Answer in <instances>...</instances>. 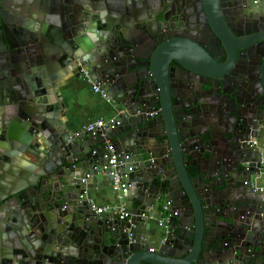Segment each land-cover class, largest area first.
<instances>
[{
    "label": "water",
    "instance_id": "water-1",
    "mask_svg": "<svg viewBox=\"0 0 264 264\" xmlns=\"http://www.w3.org/2000/svg\"><path fill=\"white\" fill-rule=\"evenodd\" d=\"M217 1L200 0L203 11L246 7ZM17 2L0 0V264H264L263 154L249 143L264 134V119L248 124L230 95L236 124L220 138L214 108L204 122L202 107L178 108L177 86L165 93L168 63L199 72L146 20L121 28L94 6L78 34L69 2L67 26L40 24L37 14L25 22L6 10ZM94 22L104 30L95 33ZM238 37L240 49L251 46ZM77 83L99 85L116 128L69 125ZM110 145L129 156L117 172L127 193L113 190ZM101 192L134 218L97 213Z\"/></svg>",
    "mask_w": 264,
    "mask_h": 264
},
{
    "label": "flooded vegetation",
    "instance_id": "flooded-vegetation-1",
    "mask_svg": "<svg viewBox=\"0 0 264 264\" xmlns=\"http://www.w3.org/2000/svg\"><path fill=\"white\" fill-rule=\"evenodd\" d=\"M14 1L22 3L16 5L13 11L6 7L7 12L27 17L25 22H34L36 18L32 17L37 14L40 24H47L50 19L57 24L58 19L66 26L69 16L65 3L69 2L78 34H83L88 24L87 8L94 6L100 7L101 12L109 16L114 13L112 23L121 28H128L135 20H146L154 31L166 34L167 43L172 47L170 54L185 65L194 66L199 72H189L174 60L168 63L169 84L165 93L171 96L170 86H177L175 93L180 97L176 103L178 108L200 112L202 107L205 114L201 113L203 122L210 121L209 118L204 119V116L210 117L211 108H214L213 115L219 118V122L215 126L210 122V126L219 131L220 138L236 124L232 114L236 105L230 95L237 96L248 124H257L264 119V8L260 7L259 0H218L215 3L246 5L250 8H240L232 14L219 8L214 9V6L207 14L200 0H131L129 3L113 0ZM7 5L10 6L9 3ZM90 27L94 32L104 30L101 24L95 22ZM238 36H242L244 42L251 43V46L240 49ZM154 42V39H150L151 46ZM176 72L181 76L179 83L175 82ZM207 129L205 125L201 132Z\"/></svg>",
    "mask_w": 264,
    "mask_h": 264
},
{
    "label": "crops",
    "instance_id": "crops-1",
    "mask_svg": "<svg viewBox=\"0 0 264 264\" xmlns=\"http://www.w3.org/2000/svg\"><path fill=\"white\" fill-rule=\"evenodd\" d=\"M71 100V108H72V118H70L69 125H78L83 126V128L87 127V125L91 122H95L98 119L109 120L114 118L117 114H113L111 107L105 106L104 110L102 108L104 105L103 97L100 93L94 91L93 87H85L75 84L72 90V94L70 95ZM65 119V118H64ZM86 129V128H85ZM259 142V148L264 157V135L260 139H257ZM28 164V163H26ZM261 185L264 187V174L261 178ZM102 193H96V197L92 199L101 206L111 207L109 205L118 204L119 200L114 196L106 194L102 196ZM136 206H139V203L135 202ZM153 216L152 222H155L156 217Z\"/></svg>",
    "mask_w": 264,
    "mask_h": 264
},
{
    "label": "built area",
    "instance_id": "built-area-1",
    "mask_svg": "<svg viewBox=\"0 0 264 264\" xmlns=\"http://www.w3.org/2000/svg\"><path fill=\"white\" fill-rule=\"evenodd\" d=\"M94 91L97 92V93H100V87L99 85H95L94 86ZM120 124V121L117 119V118H112V119H109V120H103V119H98L96 120L95 122H92L90 123L88 126H87V130L89 131H97V130H101L103 128H111V129H114L116 128L118 125ZM251 143L250 144V147H259V142L258 140H254L253 142H249ZM110 153H111V158H110V161H109V166L116 170L115 172H111V175L114 176V184H113V190L116 191V192H120V193H127L128 190L130 189V186L129 184L127 183H124L122 181V176L119 175L117 172H118V168L120 165H122L123 163H125L128 159H129V156L127 155H123V154H120L118 153L114 146L113 145H110L108 147ZM260 166H261V170H262V173H264V157H262L261 159V162H260ZM89 177V176H88ZM171 205L170 202L166 203L164 205V209H165V217L164 218H161L159 219V224L160 226H165V223L166 221L169 219V214H168V207ZM94 209H96V212L97 213H103V212H106L108 210H112V213L113 214H117L120 216V218L122 220L124 219H127V220H131L134 218V215L127 211L125 209V206L122 205L120 207H93ZM142 220L145 221L148 219V217L142 215ZM151 218H153V216H151ZM132 236V235H131Z\"/></svg>",
    "mask_w": 264,
    "mask_h": 264
}]
</instances>
